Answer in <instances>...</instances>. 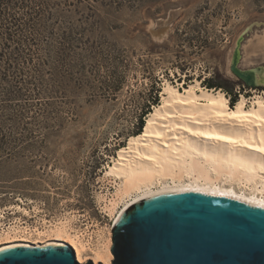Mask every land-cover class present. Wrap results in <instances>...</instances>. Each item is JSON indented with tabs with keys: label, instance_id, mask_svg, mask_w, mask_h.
Returning <instances> with one entry per match:
<instances>
[{
	"label": "rangeland",
	"instance_id": "rangeland-1",
	"mask_svg": "<svg viewBox=\"0 0 264 264\" xmlns=\"http://www.w3.org/2000/svg\"><path fill=\"white\" fill-rule=\"evenodd\" d=\"M68 1L75 5L53 20L49 10H59L58 0L16 7L26 22L23 38L34 37L36 46L26 49V41L14 49L9 41L8 49L0 47L2 68L14 59L0 84H14L19 70L32 82L23 84L28 98L0 106V230L21 221L46 231L68 220L73 229H85L95 246L114 223L105 208L116 190L107 166L137 134L146 105L151 111L161 102L166 81L181 90L197 81L220 89L232 107L241 95L246 105L256 94L264 96V82L245 86L229 69L242 34L238 67L264 69V0H146L120 7L106 0ZM67 24L82 29L89 45L61 49L58 34L45 43L51 27L58 32ZM150 26L167 29L155 37ZM206 82L232 85L231 91ZM36 235L28 234L30 240Z\"/></svg>",
	"mask_w": 264,
	"mask_h": 264
},
{
	"label": "bare ground",
	"instance_id": "bare-ground-1",
	"mask_svg": "<svg viewBox=\"0 0 264 264\" xmlns=\"http://www.w3.org/2000/svg\"><path fill=\"white\" fill-rule=\"evenodd\" d=\"M255 72L257 83L264 82V69ZM182 88L165 82L161 102L148 113L141 133L130 136L107 166L116 187L105 203L114 214L113 226L132 204L166 191L207 192L264 207V96L256 94L246 105L241 95L232 107L222 90L199 81ZM47 230L10 223L0 230V251L69 243L82 264H111L112 228L104 239L98 235L95 246L85 229H73L68 220Z\"/></svg>",
	"mask_w": 264,
	"mask_h": 264
},
{
	"label": "water",
	"instance_id": "water-1",
	"mask_svg": "<svg viewBox=\"0 0 264 264\" xmlns=\"http://www.w3.org/2000/svg\"><path fill=\"white\" fill-rule=\"evenodd\" d=\"M149 29L159 37L167 26ZM242 38L229 69L255 87L260 68L237 65ZM111 252V264H264V207L207 192L166 191L121 214L112 227ZM0 264L82 263L69 243H30L0 251Z\"/></svg>",
	"mask_w": 264,
	"mask_h": 264
},
{
	"label": "trees",
	"instance_id": "trees-1",
	"mask_svg": "<svg viewBox=\"0 0 264 264\" xmlns=\"http://www.w3.org/2000/svg\"><path fill=\"white\" fill-rule=\"evenodd\" d=\"M34 1L37 2L39 0H30V1L29 0H0V47L3 46V49H8L11 46V43H10L11 41L15 43L13 47L14 49H16L17 46L21 47L22 45H26V41L29 44V46H27L26 49L32 50L36 46L37 42H35L36 39L34 37H30L28 40L23 38L24 32H26L27 30L26 25H25L26 22L23 21L22 16H20L15 9L16 7H18V9L20 7L21 8L27 7L29 9L31 7V3ZM58 1H59L58 5H60L59 10L57 9L58 7H55L54 8L55 10H49V15L51 16L52 20H53L54 13H57V12L65 13L67 11L69 12L70 10L69 6L75 5L73 1H68V0H58ZM101 1H105V0H101ZM106 1H108L109 4L111 5L120 7L125 4L129 5L135 1L144 2L146 0H106ZM29 20H31L30 17H29ZM33 27L34 26L29 25L28 28H29L30 33H32ZM82 31H83L82 29L72 26V24H67L63 26V28H61L60 31L58 32L54 27H51V29L47 31V36L49 39H47L45 43L49 46L50 42L53 40L56 34H58V36L56 37L59 39L58 46H61V49H65L67 48V46L76 48L77 46L81 47L82 45L84 46L89 45L88 42L81 39ZM3 39H5V42H1L3 41ZM0 55H2L1 52H0ZM1 59L2 58H0V80L2 79L4 81L6 77H9L7 72L8 71L10 72V67L14 65V59L11 58L10 61L6 60L7 65H5L4 68L1 67L2 66ZM29 59L30 58H27L26 60L28 61ZM18 73L19 74L13 73L12 75L14 84H10L9 86L0 84V104H1L0 106H5L3 105V102L6 100L8 101V103L9 102L18 103L22 101L23 98H28V96L31 95L30 89L23 86V84L25 85L26 83H32V82L25 81L24 77L22 76L23 74L20 73V70ZM206 83L208 87L217 86L209 82H206ZM217 87H221V88L224 87L228 92V90L231 91L232 85L230 87L218 85ZM33 94L38 95L39 92H35L34 90ZM156 100H157V95L153 96L151 101H153L154 103ZM146 107L148 108L147 112H149L150 111L149 104H147ZM1 109L2 107H0V110ZM147 112L143 111L142 116L139 117V120L137 121L138 131H137V134H134V135H138L141 133L142 127L144 126L143 116Z\"/></svg>",
	"mask_w": 264,
	"mask_h": 264
}]
</instances>
